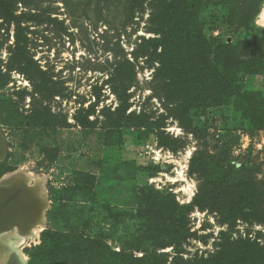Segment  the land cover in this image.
<instances>
[{
	"label": "rangeland",
	"instance_id": "1",
	"mask_svg": "<svg viewBox=\"0 0 264 264\" xmlns=\"http://www.w3.org/2000/svg\"><path fill=\"white\" fill-rule=\"evenodd\" d=\"M160 5L16 0L10 22L0 10V130L8 146L0 179L21 169L45 178L49 204L40 240L20 248L28 264L43 263L36 250L56 227V209L67 210L59 230L108 234L115 251L135 257L156 252L170 264L177 246L187 261L222 250L264 255V129L246 110L248 96L264 95V72L242 71L237 89L217 88L208 99L191 78L202 62L221 72L219 60L264 63V0H196L192 16L170 10L167 18L158 17ZM220 162L226 171L245 168L240 210L210 199L223 184L236 186L218 173ZM145 217L186 239L127 244L141 236ZM73 255L64 249L57 257L71 264Z\"/></svg>",
	"mask_w": 264,
	"mask_h": 264
},
{
	"label": "trees",
	"instance_id": "2",
	"mask_svg": "<svg viewBox=\"0 0 264 264\" xmlns=\"http://www.w3.org/2000/svg\"><path fill=\"white\" fill-rule=\"evenodd\" d=\"M16 0H0V10L2 11L3 17L10 22L11 17L14 15V5ZM26 1V0H23ZM160 10L158 17L167 18L168 11L172 10L174 13H184L187 16L191 15V8L196 3V0H160ZM203 2V1H202ZM27 4V3H25ZM203 8V7H202ZM201 8V9H202ZM27 15V14H25ZM35 16V15H34ZM194 21L198 22V17L195 15ZM189 19V18H186ZM184 21V20H182ZM184 24V23H183ZM248 25V24H244ZM173 30V28H172ZM183 39V38H180ZM257 46V45H256ZM256 48V47H255ZM257 49V48H256ZM227 58V57H225ZM256 61H240L232 64L233 61L229 62L227 60H219V62H223V72L217 69V67H212L213 64L207 65L202 62L201 64H196L197 68L193 70L191 73V78L199 80L202 85V90L204 91L205 99L210 98L209 93L217 90V88H222L223 90H232L234 91L239 86L235 84L237 83V78H239V73L244 71L247 74H260L264 72V63L260 62L258 57H254ZM187 70V74L192 71V69L185 67ZM166 71H173V66H169L165 69ZM4 78V77H3ZM8 80H3L2 84H6ZM218 85H221L218 87ZM204 86V87H203ZM234 87H236L234 89ZM214 95V94H213ZM261 99L255 100L251 102L250 97L246 99V103L248 105L247 111L249 115L252 117L251 122L253 126H258L261 129H264V95L259 94ZM245 98V96H244ZM253 98V97H252ZM124 100V99H123ZM258 102V106L255 104ZM86 123L83 118L80 119V124L84 127ZM32 126V125H31ZM254 129H259L255 128ZM218 173H221V177L225 182H229L232 185H236L234 190L230 191L225 184L221 186L220 189H215L213 194H210V199L213 197L218 198L219 201H222L224 207L240 210V205L238 203V199H240L243 195H245L248 189L247 186V176L246 171L243 166L239 168H234L229 171L224 169V164L222 162L219 163ZM10 174V173H8ZM6 174V175H8ZM220 175V174H219ZM3 175H0V177ZM238 189V191H237ZM240 190L242 191L240 193ZM224 195V196H223ZM227 195V196H226ZM238 195V196H237ZM253 195V193H252ZM226 197V198H225ZM218 201V204H219ZM210 203V202H209ZM214 203V202H213ZM211 204V203H210ZM214 203L212 205H218ZM220 206V204H219ZM50 216V221L53 226L51 229L46 230L42 236V243L39 245L37 251V257L42 264H60L61 261L58 259V255L62 254L64 249L70 250L71 253H75L73 255V259L70 260L71 264H168L169 258L167 255H158L156 252L148 253L143 257H135L134 251L123 248L121 251H115L112 246L109 245L107 239L109 238L108 234H106L107 238H105V234L100 233L101 237H91V236H83L80 234H76L70 231L59 230V225L62 223L63 219H67V210L64 214L63 212L56 209ZM135 220V219H134ZM145 223L144 226H141V236L135 239L126 240L127 244H134L142 246L144 240L154 241V245L160 247H168L171 243H175L176 239H186V237H181L179 231H175L172 227L164 223V226H160L159 222L156 220H150L147 217L144 218ZM67 221V220H66ZM79 221V220H78ZM117 221V220H116ZM78 225V224H77ZM126 228V235L124 236L127 239L128 232L130 230V226ZM116 232L119 229V226H115L113 228ZM175 231V233L173 232ZM162 232V233H161ZM156 234H164L165 240L158 239ZM156 235V236H155ZM111 238V237H110ZM109 238V239H110ZM108 239V240H109ZM112 239V238H111ZM168 241V242H167ZM125 242V241H124ZM254 248V247H252ZM130 249V248H129ZM132 249L136 250L137 247L133 245ZM230 251L231 248L226 249ZM177 256L173 258V261L170 264H264V255L258 254V251L253 250L252 252H245L243 250H236L233 254L227 253L225 250H222L219 255L212 256L208 259H195V260H185L181 255L183 254L182 248H178L175 251ZM166 257V258H164ZM64 260H69L65 258ZM69 261V262H70ZM65 262V261H64ZM67 263V262H66ZM29 264H37L31 259ZM41 264V263H39ZM62 264V263H61ZM70 264V263H68Z\"/></svg>",
	"mask_w": 264,
	"mask_h": 264
},
{
	"label": "bare ground",
	"instance_id": "3",
	"mask_svg": "<svg viewBox=\"0 0 264 264\" xmlns=\"http://www.w3.org/2000/svg\"><path fill=\"white\" fill-rule=\"evenodd\" d=\"M259 22L264 26V9ZM4 143H6V138L0 130V150H3V154L8 151ZM4 159L5 157L1 162ZM44 180L45 178L37 177L22 169L0 179L3 194V200L0 201L2 206H0V264H7L9 253L15 255V260L20 258L22 264H28V258L21 253L20 248L28 240L39 241L41 233L46 229L44 215L49 204ZM9 208L20 212L15 214L18 216L10 215L7 216L6 221H3L4 211H9ZM28 210L29 213H27ZM22 214H25L24 217ZM8 264L11 263L8 262Z\"/></svg>",
	"mask_w": 264,
	"mask_h": 264
},
{
	"label": "water",
	"instance_id": "4",
	"mask_svg": "<svg viewBox=\"0 0 264 264\" xmlns=\"http://www.w3.org/2000/svg\"><path fill=\"white\" fill-rule=\"evenodd\" d=\"M4 146L8 149V146H7V141H6V143H4ZM3 152V150L1 151L0 150V163H2V162H4L7 158H8V151L5 153V154H3L2 153ZM3 157H5V159L1 162V160H2V158ZM2 189L0 188V201H2L3 200V197H2ZM1 206V205H0ZM2 207V206H1ZM34 208H35V206H33ZM10 210L9 211H4V214H3V221H6L5 219L7 218V216H10V215H15V214H17V213H19L20 211H18V210H16V209H13V208H9ZM27 213H29V210L27 211ZM27 213H25L26 215H27ZM35 213H36V211H35ZM34 213V214H35ZM24 214V215H25ZM23 215V214H22ZM24 215H23V217H24ZM15 216H18V215H15ZM22 217V218H23ZM28 218V217H27ZM31 219V218H30Z\"/></svg>",
	"mask_w": 264,
	"mask_h": 264
},
{
	"label": "flooded vegetation",
	"instance_id": "5",
	"mask_svg": "<svg viewBox=\"0 0 264 264\" xmlns=\"http://www.w3.org/2000/svg\"><path fill=\"white\" fill-rule=\"evenodd\" d=\"M8 260H7V264L8 262L11 263V264H22L20 258L18 260H15V255H13V253H9L8 255ZM14 261V262H13Z\"/></svg>",
	"mask_w": 264,
	"mask_h": 264
}]
</instances>
